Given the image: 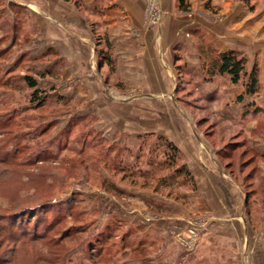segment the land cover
I'll return each mask as SVG.
<instances>
[{"label":"rangeland","instance_id":"rangeland-1","mask_svg":"<svg viewBox=\"0 0 264 264\" xmlns=\"http://www.w3.org/2000/svg\"><path fill=\"white\" fill-rule=\"evenodd\" d=\"M23 1L0 0V121H11L0 133V264H264V0H218L239 1L237 16L210 10L237 35L246 71L259 68L255 96L238 100L246 78L208 81L202 59L177 71V112L191 120L192 135L233 193L218 207L199 206L194 181L192 189L173 177L157 135L117 132L112 140L95 126L89 95L63 92L81 79L62 77L66 63H56L54 48L42 51ZM66 3L84 7L83 0ZM144 21L145 8L143 29L155 27ZM104 64L97 53L86 73H105L104 84L115 85ZM28 75L46 95L41 105L30 98ZM177 163H186L182 151Z\"/></svg>","mask_w":264,"mask_h":264},{"label":"crops","instance_id":"crops-1","mask_svg":"<svg viewBox=\"0 0 264 264\" xmlns=\"http://www.w3.org/2000/svg\"><path fill=\"white\" fill-rule=\"evenodd\" d=\"M24 1L38 23L42 51L54 48L56 63H66L62 77L81 79L74 89L63 92L80 98L89 95V114L98 118L95 126L112 140L119 132L131 139L150 133L171 141L185 156L196 186L194 201L201 207L228 206L233 193L192 135L191 120L178 114L182 107L173 94L178 67L198 68L200 59L206 60V49L236 51L233 44L237 35L231 38L210 10L216 6L221 13L237 16L241 14L240 2L229 5L218 0H188L189 15L180 9V0H160L165 18L158 26L144 30L146 0H83L84 7L80 4L79 8L63 0ZM84 13L89 16L88 24ZM101 50L113 67L109 76L119 87L104 84L101 76L105 73H86L90 57L96 61ZM106 63L102 68L107 72ZM112 93L118 96L114 98Z\"/></svg>","mask_w":264,"mask_h":264},{"label":"trees","instance_id":"trees-1","mask_svg":"<svg viewBox=\"0 0 264 264\" xmlns=\"http://www.w3.org/2000/svg\"><path fill=\"white\" fill-rule=\"evenodd\" d=\"M65 2H69L71 0H64ZM188 0H180V9L182 11H189ZM204 56L206 60L202 63V71L204 76H206L207 80L210 81L215 76H228L230 78L231 83L237 84L242 78L246 81L244 83V92L240 94L237 98L241 100L243 96H255L257 91L260 88L259 83V68L256 64H253L251 67V71H246V57L240 55L236 51H226V52H217L213 49L204 50ZM100 57L102 60L107 62V64H111L108 62L107 54L105 51H100ZM112 67V66H111ZM113 68V67H112ZM0 71L1 68H0ZM24 81L29 90H31L30 98L32 101H35L38 105L42 104V101L45 100V93L42 92L41 89L37 87L36 81L31 76H25ZM7 82V81H6ZM248 111V110H247ZM256 109L254 112L256 113ZM254 113V114H255ZM91 117V116H90ZM1 119V117H0ZM10 119H5L4 121H0V133H4L5 128L10 125ZM148 135L141 136L140 138H145ZM156 141H162L164 145V154L167 158V162L173 167V177L181 176L184 178V181L192 183L193 178L190 174L189 169L186 164H178L177 161L181 158L180 149L174 145L171 141L167 140L162 136H157ZM1 148V146H0ZM257 153V151H255ZM6 157L9 155L6 154ZM260 157H264V154L258 155ZM194 183H192V189ZM253 192L251 190L245 191V201L246 205H248L249 200ZM248 202V203H247ZM246 207H249L246 206ZM248 209V208H247Z\"/></svg>","mask_w":264,"mask_h":264},{"label":"built area","instance_id":"built-area-1","mask_svg":"<svg viewBox=\"0 0 264 264\" xmlns=\"http://www.w3.org/2000/svg\"><path fill=\"white\" fill-rule=\"evenodd\" d=\"M165 17L164 11L159 7V0H146L145 6V27L158 25Z\"/></svg>","mask_w":264,"mask_h":264}]
</instances>
